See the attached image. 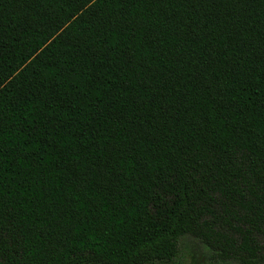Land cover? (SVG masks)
I'll use <instances>...</instances> for the list:
<instances>
[{"label": "trees", "instance_id": "trees-1", "mask_svg": "<svg viewBox=\"0 0 264 264\" xmlns=\"http://www.w3.org/2000/svg\"><path fill=\"white\" fill-rule=\"evenodd\" d=\"M264 264V0H0V264Z\"/></svg>", "mask_w": 264, "mask_h": 264}, {"label": "rangeland", "instance_id": "rangeland-1", "mask_svg": "<svg viewBox=\"0 0 264 264\" xmlns=\"http://www.w3.org/2000/svg\"><path fill=\"white\" fill-rule=\"evenodd\" d=\"M166 264H218L208 259L204 249L195 241L186 239L180 243L179 254Z\"/></svg>", "mask_w": 264, "mask_h": 264}]
</instances>
